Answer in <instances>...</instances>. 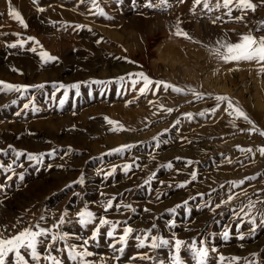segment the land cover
Masks as SVG:
<instances>
[{
	"label": "rangeland",
	"instance_id": "obj_1",
	"mask_svg": "<svg viewBox=\"0 0 264 264\" xmlns=\"http://www.w3.org/2000/svg\"><path fill=\"white\" fill-rule=\"evenodd\" d=\"M96 2L104 15L91 0H11L24 28L8 15L9 0H0V81L22 86L19 92L0 90V233L10 237L26 227L37 230V224L51 228L67 210L60 230L71 234L68 243L80 244L75 237L89 239L94 227L82 229L76 223V213L88 205L97 217L120 222L117 236L125 226L135 230L124 253L115 254L120 255L117 261L108 226L101 228L98 240L88 244L94 253L88 259L97 264L102 258L105 264H173L175 239L186 242L179 253L183 264H196L188 247L194 240L197 247L204 241L217 249L209 251L207 264H219L220 256L239 257L238 264H245V258L264 264V227L252 234L248 217L234 214L251 199L256 202L252 215L260 224L264 155L258 149L264 147V136L249 132L252 125L229 116L226 103L218 106L215 100L217 95L230 97L264 130V74L255 62L226 64L211 52L217 41L237 42L249 31L264 36L261 0H253L254 12L230 5L232 17L243 15V20L215 8L217 0H209L211 10L194 0H168L167 5L160 0ZM177 24L191 39L174 35ZM12 43L17 46H7ZM41 51L57 59L45 63ZM139 72L185 91L153 84L141 95L143 82L133 89L136 77L128 75ZM73 84H79V94ZM106 117L123 130L113 131ZM118 148L123 150L114 151ZM249 148L251 152L240 151ZM239 181L244 183L233 185ZM229 195L234 198L222 203ZM110 199L113 208L105 212ZM173 208L175 213L169 211ZM172 222L175 227H169ZM225 228L227 241L221 236ZM149 229L172 243L137 248L135 237ZM48 243L50 238L39 247L42 254ZM63 247L64 242H57L52 255L72 264L57 251ZM145 253L152 259H132Z\"/></svg>",
	"mask_w": 264,
	"mask_h": 264
},
{
	"label": "snow or ice",
	"instance_id": "obj_2",
	"mask_svg": "<svg viewBox=\"0 0 264 264\" xmlns=\"http://www.w3.org/2000/svg\"><path fill=\"white\" fill-rule=\"evenodd\" d=\"M83 2V0H82ZM93 7L96 8L97 13L99 15H104V12L102 9L99 8L96 0H91ZM168 0H160L161 5H167ZM180 2H183V0H180ZM33 3H36V0H33ZM203 3V7L206 9L211 10L209 7V0H194V4H201ZM261 4L264 5V0H261ZM230 5L234 6L237 10L241 12L246 11H255L257 8V4L253 3V0H223L221 3L220 0H217L215 4V8H225L228 9L227 15L229 18L236 19V20H243V15L238 17H232V7ZM148 7H153L151 3L147 5ZM38 11H44L43 8H39ZM8 15L17 21L22 27L27 28V24L25 23L21 13L11 6V0H9V11ZM219 19V17L217 18ZM77 28L84 27L83 25H77ZM18 35V34H16ZM176 36H183L187 39H191V37L188 36V33L184 32L182 29H180L179 25H176V31L174 33ZM28 40L34 41L37 45L39 44V41H36L34 37H28ZM21 47L24 46L23 41L18 42ZM10 48H15L17 46L16 43L8 44L7 45ZM31 51L35 52L36 48L33 47L30 49ZM212 54L219 60L223 61L224 63H241V62H255L256 64L260 65L258 71L262 74H264V36L257 37L253 34L252 31H249L248 33L242 34L239 37V40L237 42H231L228 40H220L217 41V46L211 49ZM39 56L42 61L45 63L55 61L57 58L50 55L46 51H41L39 53ZM15 70V69H14ZM129 78L136 77L135 79H131V83L133 86V89H135V86L143 82L142 87L139 88V93L141 95H146L150 90L151 86L155 84L156 88H160L161 85H163L164 89L167 90L168 88H171L173 91L177 93H182L185 90L181 89L179 87H176L171 84L164 83L163 81H153L150 77H148L143 72L139 73H129ZM119 79L123 80L124 77H120ZM96 83H99L98 81ZM0 85H2V89L0 90H15L17 92L21 91L22 86L18 85H12L7 84L3 81H0ZM55 86V85H54ZM35 87H43V85H37ZM60 87H64V85H60ZM70 87L77 89V94H79V84H73ZM24 89H27V86H24ZM188 91H190L197 99H201L203 94L197 92L195 89L189 88ZM155 94V92H153ZM65 96H67V93H65ZM215 100L217 101L218 106L220 104H225L227 107L225 108V111L228 112L229 116H233L234 119H243L248 124L252 125V127L248 130L249 132H256L259 133V135L264 136V130H260L256 127L254 122L249 118L247 113L239 106L237 102H234L230 97L225 95H217L215 96ZM61 104L64 103L63 100L60 101ZM131 103V101H129ZM151 103V101H150ZM28 105H25V108H27ZM161 107H163L161 105ZM167 111L170 113L173 111L172 109H167ZM215 111V109H213ZM203 115V113H200ZM189 117L191 114H187ZM107 123L109 125H114L113 131L116 130H123V126L120 125L118 121H112L111 119L105 118ZM235 126V125H233ZM124 147H131V146H124ZM123 148L115 149L114 151H122ZM242 152H251L252 149H240ZM258 151L261 155H264V147L259 148ZM23 155V153H17V156ZM29 159H37L36 156L33 154H28ZM0 167H3V165H0ZM129 166H126V170ZM166 167L171 168L172 165L169 163L166 165ZM10 168V166H9ZM115 169H113V172ZM153 174L152 176H149L148 180L145 181V183L150 182L154 178ZM192 180L196 179V173L193 172L191 174ZM11 177H9L10 179ZM20 179H23V176L20 177ZM248 179H254V177L248 178ZM80 183H83V179L79 181ZM244 181L239 182H233L234 186H239L240 184H243ZM184 184L178 185V187H184ZM234 197L232 195H229L228 200L222 201V203H228L230 202ZM114 199V198H113ZM184 204H187V201L184 202ZM255 204L256 202L249 199V202L244 207H241L239 210V213L234 214L238 216L241 220H243V217H240V213H243L244 217H248L247 222L251 225L250 232L254 234L256 232L257 227H264V212H260V224L257 225L256 222V216L252 215V212L255 210ZM221 205H216V207H220ZM117 210H119V205L116 206ZM130 207V206H125ZM181 207V205H177L176 208ZM113 208V202L112 200H108L107 203L103 205V209L105 212H108L110 209ZM176 208L169 209L171 213H175ZM245 208H247V211H245ZM214 210V209H213ZM147 211V209H145ZM68 215L67 210L61 215L59 221L57 224L52 225L51 228H43L40 227L38 224L35 225V229L33 230V227H26L20 231H18L16 234L10 236V237H4L2 233H0V264H29V260L34 262V264H40V261L43 259L48 262V264H64V261L57 257L52 255V249L55 246L57 242H64V247L57 249V251L66 253V257L69 261L72 262V264H97L96 261L89 260L88 257H91L94 255L91 251L88 250V244L89 239L92 241H97L98 237L100 236V230L104 226H108V230L106 232V236L108 238H111L113 243L109 245V247L113 250L114 256L113 259L119 261L120 255H122L125 251V247L128 244L129 238L132 236L133 232L135 231L131 226H125L123 227L122 234L117 236V228L120 222H113L112 220H109L106 216H99L97 217L96 213L91 211L88 207V205H85L79 212L76 213V223L79 224V226L82 229L88 228L89 225H94L91 236L89 239H83L79 236H76L75 239L82 240V243L75 244V243H68V240L72 238L71 234L67 232H63L60 229L62 226L66 223L65 217ZM41 219H44L41 217ZM98 220V223H97ZM126 224V222H124ZM175 223L172 222L169 227H175ZM155 227V226H153ZM55 229L56 231H53ZM222 239L227 241L230 239V233L229 229L225 228V230L221 234ZM45 238V239H41ZM50 238L51 243H48L45 248V253L42 254L38 249L41 245L45 244L46 240ZM240 239H244L243 234L240 235ZM137 241V248H152L157 249L162 246H168L170 243H172L168 239H164L159 236L151 235V230H146V234L143 236H136L135 237ZM150 239V243H146ZM186 242L182 241L180 239H175L174 242V255L172 256L173 264H183L181 258H180V251L183 246H185ZM117 245H120V247H117ZM189 247V251L192 253L196 264H207V258L209 256V251L216 252L217 249L215 247L209 249L204 241L200 242V246L197 247V243L194 240ZM116 253L120 255H115ZM253 257H255L257 254L253 253ZM27 256V258H26ZM11 257V260L9 258ZM139 258L141 260H151L152 257L149 256L147 253L141 254L138 257H133L132 259ZM228 260V264H238L240 258L239 257H231V258H225L224 256L219 257V264H225V260ZM101 264H105L103 261V258L101 259ZM245 264H257V262L253 259L251 261L247 260L245 258Z\"/></svg>",
	"mask_w": 264,
	"mask_h": 264
}]
</instances>
